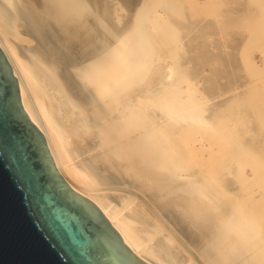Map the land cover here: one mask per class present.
I'll return each instance as SVG.
<instances>
[{
  "label": "bare ground",
  "instance_id": "obj_1",
  "mask_svg": "<svg viewBox=\"0 0 264 264\" xmlns=\"http://www.w3.org/2000/svg\"><path fill=\"white\" fill-rule=\"evenodd\" d=\"M200 12L250 31L232 53L256 81L226 90L194 56ZM0 47L57 169L138 257L264 264V0H0Z\"/></svg>",
  "mask_w": 264,
  "mask_h": 264
},
{
  "label": "water",
  "instance_id": "obj_2",
  "mask_svg": "<svg viewBox=\"0 0 264 264\" xmlns=\"http://www.w3.org/2000/svg\"><path fill=\"white\" fill-rule=\"evenodd\" d=\"M0 264H147L61 175L1 47Z\"/></svg>",
  "mask_w": 264,
  "mask_h": 264
},
{
  "label": "rangeland",
  "instance_id": "obj_3",
  "mask_svg": "<svg viewBox=\"0 0 264 264\" xmlns=\"http://www.w3.org/2000/svg\"><path fill=\"white\" fill-rule=\"evenodd\" d=\"M239 8H241V5H229V6H227V7H225V8H223L222 9V14H225V13H227V12H230V13H234L236 10L239 12ZM236 13V12H235ZM193 14H196V13H193ZM224 16V15H223ZM198 17L201 19V20H203V22L205 23H207V22H211L212 23V26L210 25V23H208L209 25H210V29H209V27H208V30L206 31V30H204L203 31V33H207L208 35H209V39H210V42H215V45H214V43L213 44H211V43H208V46L206 47V49H204L203 48V46H201L202 44H203V41H200V42H202L201 44H199L198 43V40L197 41H194V43H193V50H194V56L195 57H200V56H202V55H204V53L206 54V51H209L208 52V55L210 56L211 55V53L212 54H214L215 52H216V54H214L216 57H219V58H221V61L223 62H221V64H223V67L222 66H217V68H218V70L219 69H221V67H222V72L221 71H219V72H217L216 73V75L219 77V79L217 78L216 80H218V84L220 85V86H222L224 89H226L228 86L231 88V87H233L237 82H239L240 84H242V85H244V86H248L249 85V83H251V79L253 78L252 76H250V70H249V68L247 67V69H246V67L244 66V62L246 63V55L244 54V53H246V52H242V50L241 51H234L233 53H232V51L234 50V49H236V48H240L241 49V47L243 46V43L245 44V42H246V40H248V37L250 36V31H247V30H245V31H247V34H246V32H244L243 31V29L241 28V29H239V28H225V27H220V25H218V24H221V26L224 24V22H227L223 17H222V19L220 20V22L219 23H215V21H214V19H216V18H214V17H212V16H209V15H206V14H203V13H198ZM218 25V26H217ZM209 31V32H208ZM249 32V33H248ZM210 33V34H209ZM199 34H201V33H199ZM240 42V43H239ZM196 43H197V45H196ZM235 43H238V45L236 44L235 45ZM199 44V45H198ZM224 44V45H223ZM237 46H239V47H237ZM209 47V48H208ZM233 47H234V49H233ZM202 48V49H201ZM212 48H214V50L212 49ZM217 48H219V49H217ZM211 50V52H210V50ZM195 50H196V52H195ZM201 50V51H200ZM219 50V51H218ZM224 50H226V51H224ZM219 53H218V52ZM220 51H221V53H220ZM230 53V54H229ZM231 53L233 54V56L234 57H236V59L231 55ZM250 53V52H249ZM196 54V55H195ZM220 54H224V56L223 55H221V57L219 56ZM229 54V55H228ZM214 55H212V56H210V57H215ZM241 55H243V56H245V60H244V62H243V58H242V56ZM254 55H255V57L256 58H258L257 60H258V62L259 63H261V61H262V57H261V55H260V53L258 52V51H255L254 52ZM231 58H230V57ZM223 57V58H222ZM225 57V58H224ZM228 57L230 58V59H228ZM234 59H233V58ZM227 58V59H226ZM261 58V59H260ZM223 59H225V60H223ZM232 59V60H231ZM197 59H195V62H197L196 61ZM234 60V61H233ZM228 61V62H227ZM236 61H237V64H238V66H236ZM193 62H194V60H193ZM194 62V63H195ZM211 63H212V65H211ZM208 62V60H207V62L206 63H204V64H206V65H204V64H201L200 65V69H201V67L202 68H204V70H211L212 69V67L211 66H214L213 64L215 63L214 61L213 62ZM226 63H228V64H226ZM234 64L235 66L234 67H232L233 65L232 64ZM198 64V63H197ZM194 65H196V63L194 64ZM209 65V66H208ZM227 65V66H226ZM204 66V67H203ZM205 66H207V67H205ZM211 67V68H210ZM232 67V68H231ZM214 68V67H213ZM216 68V69H217ZM225 68V69H224ZM226 68H227V70H226ZM236 69L237 68V70H234V69ZM223 69L226 71V75H224L225 73H224V71H223ZM201 70H203V69H201ZM236 71V72H235ZM249 71V72H248ZM235 72V73H234ZM220 73H223V74H220ZM229 73H231V74H229ZM237 73V74H236ZM205 74H207V72L205 73ZM228 74V75H227ZM240 74V75H239ZM247 74H249L248 76H247ZM222 75H224L223 77H222ZM232 76V78H230V76ZM235 75H237V76H239V77H237V76H235ZM220 76H221V78H220ZM229 77V78H228ZM248 77H249V79H248ZM253 80L254 81H256L257 79H255V78H253ZM220 81V82H219ZM248 81V82H247ZM230 82V83H229ZM233 82V83H232ZM234 82H235V84H234ZM247 82V83H246ZM253 82V81H252ZM227 83H229L230 85H226ZM222 84V85H221ZM232 85V86H231ZM227 86V87H226ZM227 90V89H226ZM257 198H260V195H257ZM140 199H138L137 200V203H138V201H139ZM170 225H172V224H170ZM170 227V226H169Z\"/></svg>",
  "mask_w": 264,
  "mask_h": 264
}]
</instances>
